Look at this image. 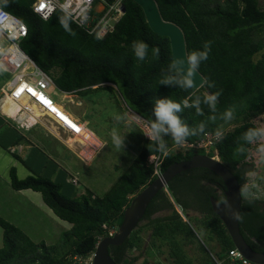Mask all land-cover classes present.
<instances>
[{
    "label": "trees",
    "instance_id": "16d2710c",
    "mask_svg": "<svg viewBox=\"0 0 264 264\" xmlns=\"http://www.w3.org/2000/svg\"><path fill=\"white\" fill-rule=\"evenodd\" d=\"M35 1L7 0L5 4L0 0V6L27 24L29 31L22 48L42 70L54 76L52 79L60 90L78 92L95 86L115 85L126 104L150 124L158 100L171 99L181 103L182 111L177 115L190 131H195V135L186 141L195 143L207 133L222 132L208 155H218L244 189L250 173L256 171L253 152L264 146L263 133L255 121V117L264 113V56L254 59L263 48L254 39L255 31L264 24L260 0H156L162 17L182 28L188 55L205 51V43L211 42L208 59L202 61L198 69L205 77V83L199 89L187 90L179 85L159 83L167 76L176 75L171 67V42L151 29L142 7L134 0H123L126 13L116 23L115 30L104 37L89 34L61 11L43 20L33 10ZM137 41L149 45L143 62L133 51V42ZM152 48H159L158 58L153 59ZM208 84L213 86L208 87ZM217 92L220 96L213 111L204 100ZM197 98L203 115H198L194 106L183 107V101L194 105ZM228 110H231L232 118L226 116ZM231 121L239 124L222 131V125ZM200 125H203V131ZM164 139L167 145H173V151L166 154L162 172L174 162L190 159L196 152L206 154L203 149H187L175 144L171 136ZM157 153L150 139H143L140 153L130 168L102 197H94L91 191L77 198L67 197L60 193L57 183L33 176L19 179L13 168L14 188L41 192L45 202L60 218L73 223L72 229L61 238V247L69 245L72 258L60 256L59 245L34 243L0 216V225L4 228L0 264H75V256L91 255L100 238L109 235L108 228L120 226L124 211L136 193L157 177L153 166L147 163L148 157ZM224 191V182L216 172L195 168L174 177L168 192L160 191L150 202L142 221H148L153 235L167 243L176 264H194L176 249L177 236L186 234L197 238L202 233L204 240L212 244L210 252L215 249L218 256L216 260L200 243L210 264H219L218 261L239 264L230 258L228 252L235 245L211 205L210 196L224 201ZM242 197L241 232L253 249L264 252V200ZM137 232L136 229L122 245L109 247L116 263L132 264L137 260L138 257L129 255L131 249L140 247Z\"/></svg>",
    "mask_w": 264,
    "mask_h": 264
},
{
    "label": "built area",
    "instance_id": "2783aa9c",
    "mask_svg": "<svg viewBox=\"0 0 264 264\" xmlns=\"http://www.w3.org/2000/svg\"><path fill=\"white\" fill-rule=\"evenodd\" d=\"M123 5V0H36L33 10L43 20H48L55 12L61 11L89 34L104 37L115 30L116 23L124 15ZM28 31L27 24L19 16L0 6V67L12 76L1 89L3 93L0 97V111L21 132L30 131L44 119H49L70 138L89 143L93 135L90 129L53 98L51 88L55 82L52 76L42 70L22 48ZM28 64L32 68L26 70ZM255 121L264 140V113L255 117ZM221 133H207L200 141H185L181 146L187 149H203L208 154ZM166 154L159 152L154 155L153 168L157 177L162 173L161 166ZM213 157L219 159L218 155ZM73 182L78 184L79 179L74 178ZM248 184L249 182L246 183ZM104 227L107 228L106 225ZM117 230L118 227L108 228V236L114 235ZM228 253L233 262L256 264L246 259L237 248ZM93 256L94 252L87 257L75 256V264L77 261L79 264H83L82 261L84 264H92ZM87 259L90 261L87 262Z\"/></svg>",
    "mask_w": 264,
    "mask_h": 264
},
{
    "label": "rangeland",
    "instance_id": "374dc122",
    "mask_svg": "<svg viewBox=\"0 0 264 264\" xmlns=\"http://www.w3.org/2000/svg\"><path fill=\"white\" fill-rule=\"evenodd\" d=\"M260 5L264 9V0H260ZM254 39L263 45V48L254 56L255 60H259L264 56V24L255 31ZM11 77L9 72L0 67L1 84ZM52 78H54L53 75ZM95 87L86 88L78 92L65 93L55 84L51 88V92H57L56 95L52 94V96L54 99L56 97L60 99L67 112L80 121L85 120L84 122H86L87 120L88 126L106 141L103 153L96 159L91 168L88 170L84 164L82 165L83 171L80 175L82 184L79 186V191H81L83 186L88 185L89 180H95L98 183L95 182L96 185L93 190L97 195L103 196L119 177L130 168V165L140 153L142 140L148 138L147 136L151 134V124L126 104L115 85L106 88ZM117 116L122 119L117 120ZM237 124H239L238 121L227 122L222 125L221 130L227 131ZM114 130L125 138L123 149H117L113 143L112 133ZM69 140L73 141L72 139ZM172 146L171 144L167 145L168 152L173 151ZM85 156L87 157V155ZM150 157L152 162H150ZM154 161L155 156L151 155L148 157L147 163L153 166ZM253 161L256 171L250 173L249 184L245 185L242 190L243 196L257 197L264 200V146L259 151L253 152ZM166 192H168V189ZM178 209H181V207L179 206ZM181 212L183 213L182 210ZM137 230V235L140 238V247L131 249L129 252L130 257H138L132 264H176L175 256L173 253L172 256L171 252H169L170 247L153 235V228L148 225V221H141ZM203 237H205L203 233L197 238L179 234L177 236L176 249L194 264H210L206 252L200 243L205 246L216 260H218V256L215 253V249L210 252L209 248H212V244L206 242ZM61 242V240H55L52 243L53 245L50 246L59 245L60 256L71 259L70 246L67 245V247L63 248L61 247ZM86 261L89 262L90 260L87 259ZM218 262L219 264L223 263L222 261ZM82 263L84 264L85 262L82 261ZM77 264H79L78 261Z\"/></svg>",
    "mask_w": 264,
    "mask_h": 264
},
{
    "label": "crops",
    "instance_id": "0c3cea01",
    "mask_svg": "<svg viewBox=\"0 0 264 264\" xmlns=\"http://www.w3.org/2000/svg\"><path fill=\"white\" fill-rule=\"evenodd\" d=\"M8 80L1 84L0 78V94ZM56 93L52 92L55 95ZM56 100L64 107L58 97ZM87 122L86 120L84 123L92 136H96L102 145L84 141L80 143V140L67 136L49 119H44L30 131L21 132L0 111V216L18 227L34 243L45 242L47 246L53 245V241H60L63 234L72 229L73 223L60 218L45 202L41 192L32 188H14L12 169L16 170L19 179L33 176L57 183L60 193L67 197L77 198L87 191L94 193V197L99 196L93 190L95 180H89L88 185H82V190L79 191L82 184V165L89 170L103 153L106 143ZM83 151L90 152L89 157ZM74 178H80L78 184L73 182ZM2 246L4 228L0 225V249Z\"/></svg>",
    "mask_w": 264,
    "mask_h": 264
},
{
    "label": "water",
    "instance_id": "95a60500",
    "mask_svg": "<svg viewBox=\"0 0 264 264\" xmlns=\"http://www.w3.org/2000/svg\"><path fill=\"white\" fill-rule=\"evenodd\" d=\"M134 1L142 7L147 24H149L151 29L155 33L157 32L158 35L166 36L170 39L173 60L176 57H182L185 60V65H187L188 53L182 28L162 17L156 0ZM122 10L126 13L125 5L122 6ZM204 81H206L205 77L198 70L194 88L199 89L204 85ZM195 168H208L222 178L225 185V200L220 201L217 197L210 196L213 211L223 221L239 253L253 263L264 264V252L253 249L241 232L240 217L243 192L238 178L220 159L198 152L190 159L170 164L160 176L136 193L130 205L124 211L123 220L118 230L112 236L103 237L94 249L92 264H118L112 258L108 250L109 247L122 245L132 235L141 223L150 202L160 191L168 189L169 183L174 177L184 171ZM176 206L177 208L179 207L178 205ZM178 210L181 212L182 208Z\"/></svg>",
    "mask_w": 264,
    "mask_h": 264
},
{
    "label": "clouds",
    "instance_id": "9594fccd",
    "mask_svg": "<svg viewBox=\"0 0 264 264\" xmlns=\"http://www.w3.org/2000/svg\"><path fill=\"white\" fill-rule=\"evenodd\" d=\"M4 3L7 4V0H4ZM210 43H205V51L202 52H192L187 56V65H185V60L182 57H176L171 67L175 71V76H167L159 81L163 85H179L182 89H192L195 86V77L198 73V69L202 61L208 59V54L210 51ZM133 51L135 57L139 61H145V58L148 55L149 45L142 41L133 42ZM153 59L158 58L160 50L159 48H152ZM212 84H208V87H212ZM220 96V93L217 92L212 95L205 97L204 102L208 104L213 111L216 108L217 98ZM199 98H197L194 105H189L187 100L183 101V107H196L198 115H203L202 110L199 107ZM182 111L181 103L175 102L171 99H160L155 103L153 108L154 119L150 125L151 134L147 136L150 141L155 146V151L166 154L167 144L164 139L166 136H171L173 142L177 145L183 144L188 137L194 136L195 131H190L188 126L182 122L181 118L177 113ZM228 118H232L231 110H228L226 113ZM117 120H121L120 116L116 117ZM200 130L203 131V125L199 126ZM112 139L115 147L117 149H123L125 146V138L117 131H113ZM150 162L152 158L150 157Z\"/></svg>",
    "mask_w": 264,
    "mask_h": 264
},
{
    "label": "bare ground",
    "instance_id": "6f19581e",
    "mask_svg": "<svg viewBox=\"0 0 264 264\" xmlns=\"http://www.w3.org/2000/svg\"><path fill=\"white\" fill-rule=\"evenodd\" d=\"M32 68V66H31V64H28L27 66H26V70H29V69H31ZM3 93V92H2ZM2 93L0 94V96L2 95ZM66 95V94H65ZM70 95V94H69ZM61 103V102H60ZM54 125V124H53ZM59 131V130H58ZM79 140V139H78ZM77 140V141H78ZM81 142H83V141H81L80 140V143ZM89 143H92V144H97V146L98 145H102V143H101V141L96 137V136H92L91 135V140H90V142ZM72 145H73V142H72ZM87 149V148H86ZM89 151V150H88ZM90 153V152H89ZM89 153H87V152H85V151H83V154L84 155H87V157H89Z\"/></svg>",
    "mask_w": 264,
    "mask_h": 264
}]
</instances>
